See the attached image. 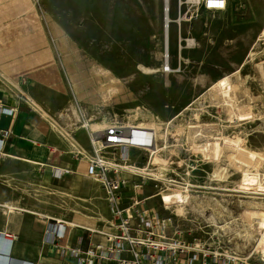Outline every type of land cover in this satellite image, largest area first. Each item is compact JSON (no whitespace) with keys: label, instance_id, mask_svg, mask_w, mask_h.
Wrapping results in <instances>:
<instances>
[{"label":"rangeland","instance_id":"rangeland-1","mask_svg":"<svg viewBox=\"0 0 264 264\" xmlns=\"http://www.w3.org/2000/svg\"><path fill=\"white\" fill-rule=\"evenodd\" d=\"M168 1L170 71L162 69L163 0H0V84L44 111L56 138L42 163L72 170L56 177L50 167L28 164L17 171L8 179L17 193L11 214L40 228L46 219L26 211L82 226L108 220L100 186L82 175L91 156L88 132L127 118L126 127L136 129L128 142L150 148V173L158 178L153 168L160 167L188 183L185 204H148L162 216L174 210L176 226L192 237L219 240L222 250L249 257L247 264H264V0H226L221 12L179 10L177 0ZM212 86L230 93L228 105L207 94ZM204 143L211 145L192 150ZM127 157L143 167L147 154L130 150ZM155 190L147 182L142 196Z\"/></svg>","mask_w":264,"mask_h":264},{"label":"built area","instance_id":"built-area-1","mask_svg":"<svg viewBox=\"0 0 264 264\" xmlns=\"http://www.w3.org/2000/svg\"><path fill=\"white\" fill-rule=\"evenodd\" d=\"M220 3L221 0H177L179 10L186 6L188 9L196 7L208 12H221L226 8V0H222V7L218 6ZM131 108L133 110V103ZM0 113L11 115L12 110L0 109ZM127 117L132 119L135 127L140 125L135 113H129ZM126 119L107 122L96 134L88 132L91 156L86 161L85 176L100 186L110 218L101 225L92 226L46 219L43 243L54 249L55 259L63 264H247L249 257L238 258L235 251L222 250L219 240L206 241L192 237L191 230L180 229L175 221L179 214L174 210L175 214L171 212L169 216H162L148 204L153 198H158L164 209L175 207L177 203L185 204L189 200L185 190L188 183L163 175L160 167H152L159 173L158 178L127 169L139 170L140 167L129 163L127 153L130 150L146 153L144 164H147L150 157L147 149L150 148H146L142 141L128 142L136 129L127 128ZM143 131L152 134V131ZM10 134L8 129L0 131L1 146ZM158 141L152 137L153 146H159ZM104 151L111 153L106 155ZM125 163L126 167L117 165ZM182 174L188 176L189 172ZM147 182L153 183L156 190L152 195L142 196ZM127 190L132 191L134 197L125 198ZM172 191H179L184 200L180 202L178 198L168 197L173 203L167 206L161 193L171 195ZM74 232H79L76 237ZM15 238L12 233L0 232V264H43L38 260L31 262L13 258L10 250Z\"/></svg>","mask_w":264,"mask_h":264},{"label":"crops","instance_id":"crops-1","mask_svg":"<svg viewBox=\"0 0 264 264\" xmlns=\"http://www.w3.org/2000/svg\"><path fill=\"white\" fill-rule=\"evenodd\" d=\"M35 103L40 105L39 102ZM0 109L12 110L11 115L0 113V131L8 129L11 133L3 145H0V207L5 208L4 203L10 204L17 197L16 186L8 179L17 176V171L28 169V164L50 167L54 174L56 171L59 172L57 176L70 174L72 170L61 168L63 165L61 163H55V166L42 163L48 154L45 149L53 148V141L56 137L47 133L46 119L43 117L41 107L40 110L35 109L13 89L0 84ZM85 169L82 174L84 177H86ZM26 212L38 215L41 219H56L30 211ZM11 213L8 210L7 212L4 209L0 210L2 216L0 232L4 231L15 235L16 238L12 242L10 250L13 258L31 262L38 260L43 264H63L55 259L54 249L51 246H45L43 243V231L46 222L42 228L34 223L31 226V221L27 216ZM31 227H33L32 230ZM25 246H29L31 252L26 250L25 254L22 253ZM20 251L22 257L12 255L13 252L19 253ZM35 251H37L36 256H34Z\"/></svg>","mask_w":264,"mask_h":264},{"label":"bare ground","instance_id":"bare-ground-1","mask_svg":"<svg viewBox=\"0 0 264 264\" xmlns=\"http://www.w3.org/2000/svg\"><path fill=\"white\" fill-rule=\"evenodd\" d=\"M169 3V1L168 0H163V6H164V10H163V12H164V14H163V16H164V30H163V36H164V39H165V44H166V52L161 56L162 57V59H163V65H162V69H163V67H165L166 68V71H170L171 69H170V67H169V64H168V59H169V56H168V42H169V24L171 23V20L169 19V16H168V4ZM188 43H190L189 41H187ZM138 67H140L139 69H141V70H143L145 73H147V74H151V73H155V72H157L158 71V69H151V68H144V67H142V66H138ZM161 69V70H162ZM259 70V69H258ZM262 70V69H261ZM262 72H263V70H262ZM261 76V75H260ZM262 79H263V77H262ZM227 82L228 84H229V81H228V77H226L224 80H222V82ZM219 84V83H218ZM210 93H214L218 98H219V100H220V102L221 103H223V104H225V105H228L229 104V102L232 100V97L230 96V93L228 94V95H226V93L223 91V89L221 88V87H218V86H212V87H210L209 89H208V91H207V94H210ZM206 94V93H205ZM198 101V100H197ZM234 104V103H233ZM232 107V106H231ZM230 107V108H231ZM232 109V108H231ZM186 110H189V108H186ZM72 112H74V110L72 111ZM185 112V111H184ZM228 112V111H227ZM75 113V112H74ZM183 113V112H182ZM199 113V112H198ZM229 113H231V112H229ZM179 115H181V114H179ZM232 115V114H231ZM178 117V116H177ZM179 118V117H178ZM139 124H141V123H139ZM168 124H169V122H168ZM171 125V124H170ZM85 126H88V125H86V124H84V126L83 127H85ZM201 126V125H200ZM205 126V125H204ZM196 127V126H195ZM190 128H194V127H192V126H190L189 127V129ZM56 131H59L58 129H56ZM200 131H204V130H200ZM219 134V133H218ZM197 135H198V133H197ZM187 136V135H186ZM207 137V136H206ZM211 139V138H210ZM94 143V142H93ZM223 144H225V145H228V146H231V145H233V144H229L228 142H224ZM100 145V143H98V146ZM211 144L210 143H204V144H200V145H191V147H192V150H194V151H200L204 146H210ZM221 146V145H220ZM234 147L236 148V146L234 145ZM191 150V149H190ZM235 150V149H234ZM149 153H151V152H149ZM150 158H151V154H150V157H149V161H148V163L147 164H145L144 166L146 167V169H144L143 171L141 170V169H139L141 172H136V173H138V174H142V175H144V176H147V177H152V178H156V177H154L151 173H150V171H152V170H150V168H149V166H150V163H151V161H150ZM29 163H35V162H33V161H28ZM119 167H126L127 166V163H125V164H117ZM139 167V168H145V167ZM147 168H148V170H147ZM127 169H129V170H131L130 168H127ZM136 170H138V169H136ZM132 171V170H131ZM55 172V171H54ZM144 172V173H143ZM57 174H58V172L56 171V176H57ZM262 191V190H261ZM174 195V194H173ZM172 195V196H173ZM174 198H178V199H180V202H182L183 200H184V198H183V195L180 193V192H176L175 193V196H174ZM165 201H166V204H167V206L170 204V201L168 200V196H164V198H163ZM172 204V203H171ZM179 204V203H178ZM3 206L8 210V212L9 213H11L12 212V210L14 209V207L12 206V205H10V204H6V203H4L3 204ZM16 211V210H15ZM7 212V211H6ZM234 255L235 256H237L235 253H234ZM238 257V256H237ZM239 258V257H238ZM242 259H244V258H242Z\"/></svg>","mask_w":264,"mask_h":264},{"label":"snow or ice","instance_id":"snow-or-ice-1","mask_svg":"<svg viewBox=\"0 0 264 264\" xmlns=\"http://www.w3.org/2000/svg\"><path fill=\"white\" fill-rule=\"evenodd\" d=\"M218 6H221V7L223 6L222 0H221V3Z\"/></svg>","mask_w":264,"mask_h":264}]
</instances>
